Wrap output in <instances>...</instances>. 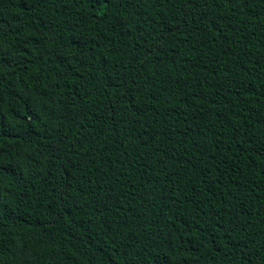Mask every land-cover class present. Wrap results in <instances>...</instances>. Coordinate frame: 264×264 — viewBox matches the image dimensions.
Instances as JSON below:
<instances>
[{"label": "trees", "instance_id": "16d2710c", "mask_svg": "<svg viewBox=\"0 0 264 264\" xmlns=\"http://www.w3.org/2000/svg\"><path fill=\"white\" fill-rule=\"evenodd\" d=\"M0 264H264V0H0Z\"/></svg>", "mask_w": 264, "mask_h": 264}]
</instances>
